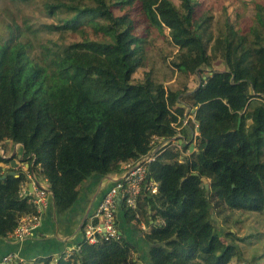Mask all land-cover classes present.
<instances>
[{
  "label": "trees",
  "instance_id": "trees-1",
  "mask_svg": "<svg viewBox=\"0 0 264 264\" xmlns=\"http://www.w3.org/2000/svg\"><path fill=\"white\" fill-rule=\"evenodd\" d=\"M202 2L0 0V150L21 145L20 160L47 180L56 208L68 210L86 181L147 153L152 137L171 141L173 124L193 110L195 150L183 161L189 143L157 154L146 179L156 180L158 190L143 188L138 201L149 227L147 264L236 262L234 240L246 237L225 226L227 210L264 214V5L255 4L252 24L239 29L226 9L219 20ZM31 3L53 20L31 21L21 13ZM165 28L177 51L164 69L149 65L145 33ZM42 32L59 37L43 39ZM69 32L77 38L65 43ZM213 59L225 68L212 69ZM192 75L198 82L189 88ZM181 134L190 136L192 127ZM14 157L0 153V162ZM15 172L0 178L1 238L20 217L37 214L30 196L20 193L26 171ZM5 173L0 166V177ZM120 208L139 224L135 210ZM79 246L67 258L29 264L133 263V246L123 237Z\"/></svg>",
  "mask_w": 264,
  "mask_h": 264
},
{
  "label": "crops",
  "instance_id": "crops-1",
  "mask_svg": "<svg viewBox=\"0 0 264 264\" xmlns=\"http://www.w3.org/2000/svg\"><path fill=\"white\" fill-rule=\"evenodd\" d=\"M8 147V155H15V158L7 163L0 162V166L6 172L22 169L26 171V175L30 174V177L25 181V192L23 193V195H30L33 192L32 172L28 174L27 163L20 160L21 145L10 144ZM2 151L4 152V150ZM10 168L13 170H7ZM113 174L94 176L91 180L86 181L80 189L77 201L66 211H63L62 207L56 208L50 194L47 205L39 212L36 225L24 237L19 239L13 234H9L6 238L0 237V257L15 252L24 264H29L36 258L47 256L55 258L66 250L79 246L82 241L83 224L93 214L101 195L110 187ZM35 177L39 179L41 176ZM121 204L116 214L117 226L122 237L133 246L132 262L147 264V243L144 233L148 225L143 221L136 224L126 219L120 208ZM140 223H143L144 226H141ZM8 264L19 263L14 261Z\"/></svg>",
  "mask_w": 264,
  "mask_h": 264
},
{
  "label": "built area",
  "instance_id": "built-area-1",
  "mask_svg": "<svg viewBox=\"0 0 264 264\" xmlns=\"http://www.w3.org/2000/svg\"><path fill=\"white\" fill-rule=\"evenodd\" d=\"M195 121V120H194ZM192 128V134L185 137L181 134L183 126L187 125L185 117L182 118V127H178L175 122L173 125L177 130L176 137L171 141L164 140L161 137L154 136L150 141L151 149L140 155L135 160L123 162L121 171L116 172L111 177V185L108 190L100 198L93 214L84 222L82 228V241L87 244L95 245L102 241L110 239H121L122 234L117 226L116 214L120 203L136 211L138 217V201L141 197L142 189L147 188L150 193H156L158 190V182L154 179H146L149 165L153 162L157 154L164 149L173 145L176 149L186 143L195 141L197 135V124ZM192 151V147L190 148ZM188 151V150H187ZM188 153L182 152L178 161H183V157ZM28 167V164H26ZM27 169V168H26ZM30 172H28L29 174ZM32 188L33 192L29 195V200L34 206L37 214H25L18 220L17 226L11 234L16 238L24 237L31 228H33L38 220L40 210L45 207L51 193L47 180L41 177L37 179L33 173ZM30 177V174L27 175ZM25 192V183L21 185L20 193ZM80 246L74 249L66 250L63 253L65 258L69 257L74 251H79ZM24 264L15 252L7 253L0 257V264H8L11 262Z\"/></svg>",
  "mask_w": 264,
  "mask_h": 264
},
{
  "label": "rangeland",
  "instance_id": "rangeland-1",
  "mask_svg": "<svg viewBox=\"0 0 264 264\" xmlns=\"http://www.w3.org/2000/svg\"><path fill=\"white\" fill-rule=\"evenodd\" d=\"M171 1L176 6L179 4V0ZM257 3L264 5V0H203L202 6L203 10L208 9V11H212L213 15H215L219 20H221L222 13L224 9H226L227 13L230 16V19L234 21L235 25L237 24V27H239V29H246L248 25L252 24L253 22V18L255 15L254 7ZM8 6L12 8L10 3L8 4ZM21 13L25 14L33 22H51L53 20L52 18H47L46 15L41 12L39 3H31L23 6L21 8ZM3 32L4 30L0 25V36L3 35ZM41 35L43 39H46L48 37L57 39V37H59L57 33L48 35L45 32H42ZM145 35V46L147 50V59L149 65H161L164 69L169 67L168 61L172 59L174 53L177 51V48L169 42L168 29L165 28L164 33L161 35L154 30L148 31L147 33H145ZM62 38V40L67 43L71 40H75L77 38V35L69 32L65 33ZM211 68L215 70H221L225 68V65L222 60L213 59ZM142 73L143 68H139L134 74V77L136 79H140L142 77ZM167 79H169V82L173 81V78ZM164 82L166 83L167 80H165ZM197 82L198 76L192 75L189 82V88L194 87ZM183 114V117H185L187 124L194 129L195 117L193 115V110L186 108ZM178 127H182V120L178 123ZM195 144L196 139L195 141L189 143L188 151L182 150V152H191V147L192 151L195 150ZM8 145L10 144L7 143L3 145L4 149L2 150H4V152L2 150L0 151V153L4 157H10L8 155ZM39 180H41V177L39 178ZM226 214H228L229 220L228 223L225 224V226H229L230 230L238 237H246L245 240H234L239 248V260H236L235 262V259H233L230 264H264V214L257 212H230L229 210H227ZM138 218H140V221L144 222V219L141 217L139 211ZM215 221L218 226H223L218 219L216 220L215 218ZM140 225L144 226L143 223H140ZM144 229L146 228L144 227ZM146 231H148V226ZM133 255L134 254H132L131 252V260L134 257ZM131 264H134V262Z\"/></svg>",
  "mask_w": 264,
  "mask_h": 264
},
{
  "label": "water",
  "instance_id": "water-1",
  "mask_svg": "<svg viewBox=\"0 0 264 264\" xmlns=\"http://www.w3.org/2000/svg\"><path fill=\"white\" fill-rule=\"evenodd\" d=\"M6 174L7 175H17L15 171H8L4 175H2L0 178H4ZM26 178L28 179L27 175H26ZM200 180L204 184V187L207 189L209 187L207 179L205 177H201ZM50 194H51L52 199H54V194L52 192Z\"/></svg>",
  "mask_w": 264,
  "mask_h": 264
}]
</instances>
